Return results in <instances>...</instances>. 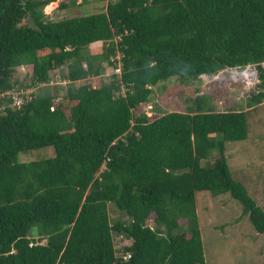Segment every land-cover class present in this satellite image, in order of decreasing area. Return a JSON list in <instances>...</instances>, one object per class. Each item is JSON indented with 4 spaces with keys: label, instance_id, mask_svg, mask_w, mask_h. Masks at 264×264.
<instances>
[{
    "label": "trees",
    "instance_id": "1",
    "mask_svg": "<svg viewBox=\"0 0 264 264\" xmlns=\"http://www.w3.org/2000/svg\"><path fill=\"white\" fill-rule=\"evenodd\" d=\"M57 1L0 0V264H207L199 191L230 193L264 233L226 155L264 101V0H110L58 21L45 14ZM248 64L253 80L217 100L215 77ZM55 72L70 82L63 98L42 88ZM173 79L182 108L156 100Z\"/></svg>",
    "mask_w": 264,
    "mask_h": 264
},
{
    "label": "rangeland",
    "instance_id": "2",
    "mask_svg": "<svg viewBox=\"0 0 264 264\" xmlns=\"http://www.w3.org/2000/svg\"><path fill=\"white\" fill-rule=\"evenodd\" d=\"M62 1L68 2V0H59L51 3L45 8V14L57 21L81 15L98 14L99 11L105 10L110 0H88L89 4L85 5H82L83 0H77V6L68 10L60 9ZM86 52L91 55L100 54L101 45H91ZM64 70L67 71V68L65 67ZM29 71L30 68L26 67L20 70L19 76L26 77ZM113 73L114 70L108 66L106 74ZM231 80L222 75L215 77L213 90L220 95L217 100L228 101L229 91L227 90L229 89L226 90L228 83L234 85V88L240 86L234 78ZM98 81L100 79L96 77H89L78 81L76 85L98 84ZM63 82L61 73L55 72L50 84L42 88H50L53 93H58L63 98L67 96L69 86V83L63 84ZM181 87L180 83L175 82L174 79L165 81L155 88L156 100L159 104L167 102L176 105L170 108L184 107L182 102L184 93ZM15 95L19 96L18 93ZM231 100L229 99L228 102ZM247 123L246 139L227 142L226 155L234 179L246 187L248 195L264 210V101L247 111ZM51 155H53V149L46 148L31 151L21 157L23 161H31L37 158H48ZM195 202L207 264H264V233H258L252 228L247 216L242 213V206L238 200L228 192L212 194L210 191H199L196 193ZM110 208V217L114 221L119 213L113 205H110ZM179 223L184 224L185 220L179 219ZM127 244H129L127 240L115 236L116 248Z\"/></svg>",
    "mask_w": 264,
    "mask_h": 264
},
{
    "label": "built area",
    "instance_id": "3",
    "mask_svg": "<svg viewBox=\"0 0 264 264\" xmlns=\"http://www.w3.org/2000/svg\"><path fill=\"white\" fill-rule=\"evenodd\" d=\"M116 65L117 67L114 69V74L120 75L122 73V65L121 63H117ZM262 66L264 67V62L262 63ZM224 71L231 72L234 80H237V81L248 82L249 80H253L254 78V69L252 68L250 64H248L242 71L238 70L237 67L225 68ZM105 76H110V75L106 74ZM91 77H95V76H91ZM68 83L70 82L69 81L63 82V84H68ZM17 104H21V102L18 101ZM127 257H129V255Z\"/></svg>",
    "mask_w": 264,
    "mask_h": 264
},
{
    "label": "clouds",
    "instance_id": "4",
    "mask_svg": "<svg viewBox=\"0 0 264 264\" xmlns=\"http://www.w3.org/2000/svg\"><path fill=\"white\" fill-rule=\"evenodd\" d=\"M85 67H86V65H85ZM65 81V80H64Z\"/></svg>",
    "mask_w": 264,
    "mask_h": 264
}]
</instances>
